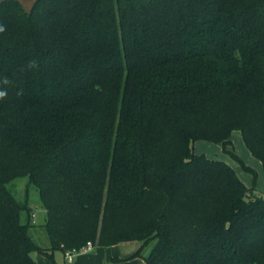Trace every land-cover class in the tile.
<instances>
[{
  "label": "trees",
  "instance_id": "obj_1",
  "mask_svg": "<svg viewBox=\"0 0 264 264\" xmlns=\"http://www.w3.org/2000/svg\"><path fill=\"white\" fill-rule=\"evenodd\" d=\"M0 25L15 84L0 101V264L86 242H139L144 264H264V197L192 149L236 132L264 166V0H0ZM21 177L45 247L7 187Z\"/></svg>",
  "mask_w": 264,
  "mask_h": 264
},
{
  "label": "rangeland",
  "instance_id": "obj_2",
  "mask_svg": "<svg viewBox=\"0 0 264 264\" xmlns=\"http://www.w3.org/2000/svg\"><path fill=\"white\" fill-rule=\"evenodd\" d=\"M228 140L229 143L224 146L221 143L197 140L193 142L192 149L194 154H202L207 159L220 160L225 162L233 169L238 179L246 187H253L257 193H260L261 196L264 197V166L256 157H254L249 152L239 133H231L228 137ZM228 151L234 153L235 156L243 163V165L248 167L249 170H244L240 163L230 156V153ZM7 187L17 200L23 201L24 199H26L30 212L31 210L35 211L34 222L31 223L30 233L37 244L46 246L47 239L44 231L41 228V225L44 222L45 214L43 208L38 202L35 189L32 185L26 184L25 177L11 180L7 184ZM29 216L31 218L33 217L31 215ZM124 243L127 244H123V248L131 247L130 242ZM139 245L140 243H138V246L133 250V252L137 250ZM148 247L149 245L147 247L141 248L140 254L145 255ZM137 258L142 259L138 256Z\"/></svg>",
  "mask_w": 264,
  "mask_h": 264
},
{
  "label": "crops",
  "instance_id": "obj_3",
  "mask_svg": "<svg viewBox=\"0 0 264 264\" xmlns=\"http://www.w3.org/2000/svg\"><path fill=\"white\" fill-rule=\"evenodd\" d=\"M17 1L25 10H28L33 2V0ZM29 215L33 216L32 218L29 216L30 223L34 222L35 211L31 210ZM130 243L131 247L128 248L122 247L123 244L127 243H117L103 247L94 246L86 252H73L70 261L65 260L63 252L59 250L50 252L49 256L34 251L30 253V257L35 264H144L142 259L129 257L139 242Z\"/></svg>",
  "mask_w": 264,
  "mask_h": 264
},
{
  "label": "clouds",
  "instance_id": "obj_4",
  "mask_svg": "<svg viewBox=\"0 0 264 264\" xmlns=\"http://www.w3.org/2000/svg\"><path fill=\"white\" fill-rule=\"evenodd\" d=\"M5 28L3 25H0V33L4 32ZM36 62L29 61L27 67L28 68H35ZM15 87L14 81L10 79L8 76L0 77V101H4L8 98L9 89ZM22 89L16 92L17 96L22 95Z\"/></svg>",
  "mask_w": 264,
  "mask_h": 264
},
{
  "label": "built area",
  "instance_id": "obj_5",
  "mask_svg": "<svg viewBox=\"0 0 264 264\" xmlns=\"http://www.w3.org/2000/svg\"><path fill=\"white\" fill-rule=\"evenodd\" d=\"M91 248H92V246H91L90 242H86V243H85L81 248H79L78 250H66V251H64V252H63V254H64V258H65V260L70 261L73 252H77V251H80V252H86V251H89Z\"/></svg>",
  "mask_w": 264,
  "mask_h": 264
}]
</instances>
